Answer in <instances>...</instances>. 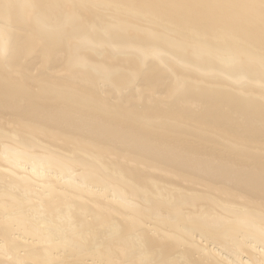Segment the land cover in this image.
<instances>
[{
    "label": "bare ground",
    "instance_id": "bare-ground-1",
    "mask_svg": "<svg viewBox=\"0 0 264 264\" xmlns=\"http://www.w3.org/2000/svg\"><path fill=\"white\" fill-rule=\"evenodd\" d=\"M0 264H264V0H0Z\"/></svg>",
    "mask_w": 264,
    "mask_h": 264
}]
</instances>
